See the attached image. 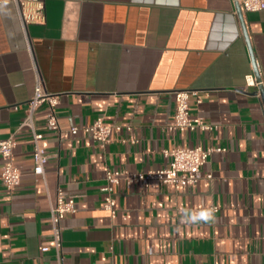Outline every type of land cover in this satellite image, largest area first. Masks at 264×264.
Segmentation results:
<instances>
[{
  "label": "crops",
  "instance_id": "crops-1",
  "mask_svg": "<svg viewBox=\"0 0 264 264\" xmlns=\"http://www.w3.org/2000/svg\"><path fill=\"white\" fill-rule=\"evenodd\" d=\"M237 3L30 0L24 22L15 0H0V140L14 136L21 171L7 191L0 155V264H57L42 247L53 242L59 189L76 204L62 220L64 264H264V9L241 8L262 81L251 86ZM38 74L60 95L59 131L45 105L35 115L51 154L44 175L34 173L33 134L23 125ZM181 89L199 92L191 114L214 129H169ZM98 119L122 126L105 147L83 129L69 133ZM176 146L226 150L179 189L122 181L116 213L104 208L108 170L165 168L163 150ZM207 207L213 221H184V211Z\"/></svg>",
  "mask_w": 264,
  "mask_h": 264
},
{
  "label": "built area",
  "instance_id": "built-area-1",
  "mask_svg": "<svg viewBox=\"0 0 264 264\" xmlns=\"http://www.w3.org/2000/svg\"><path fill=\"white\" fill-rule=\"evenodd\" d=\"M23 21H27L24 8L30 0H15ZM243 11L253 12L264 9V0H238ZM248 85H261L255 73L246 76ZM176 96V114L174 122L168 127L170 130H212L216 126L203 121L201 117L191 114L190 99L196 97L198 102L202 99L199 92L195 89H181L175 91ZM60 104V95L49 92L38 74L34 93L28 102L26 116L23 125L30 127L33 134L34 150V173L45 174L46 164L51 156L42 146L40 141L44 137L42 132L36 129L35 115L41 106L45 105L49 111L48 124L54 131H59V121L56 114V108ZM80 129L92 134L99 142L101 147H105L112 140L113 131L122 129L120 125L105 124L102 119L96 120L90 125L83 127L73 126L69 133L76 134ZM128 130L132 127L128 126ZM14 136L0 140V155L3 159L1 166V179L7 191H13L21 182V171L14 162ZM226 149L219 146H176L166 148L163 153L170 158L169 165L165 168L151 169L141 172H131L129 170H108L106 172V184L102 188L104 192V208L111 214L117 211V198L114 192V186L120 182H125L128 186L134 183H147L150 180H160L165 183L173 184L177 189L182 186L191 185L203 177L202 166L209 160L215 152H222ZM207 178H213V174L206 175ZM76 211L75 196L68 194L63 189H59L55 200L50 206V226L52 230L53 242L51 245H44L43 252L53 251L57 264H64L63 238H62V220L68 213Z\"/></svg>",
  "mask_w": 264,
  "mask_h": 264
},
{
  "label": "clouds",
  "instance_id": "clouds-1",
  "mask_svg": "<svg viewBox=\"0 0 264 264\" xmlns=\"http://www.w3.org/2000/svg\"><path fill=\"white\" fill-rule=\"evenodd\" d=\"M5 3H7V0H4ZM215 209L211 207L202 208L199 211H193V212H187L184 211L183 219L185 222L188 223H197V222H209L213 221L215 219L214 213Z\"/></svg>",
  "mask_w": 264,
  "mask_h": 264
},
{
  "label": "water",
  "instance_id": "water-1",
  "mask_svg": "<svg viewBox=\"0 0 264 264\" xmlns=\"http://www.w3.org/2000/svg\"><path fill=\"white\" fill-rule=\"evenodd\" d=\"M237 12H238V15H239V18H240V21H241V25H242V28H243V32H244V35H245V38H246V41H247V44H248V48H249V51H250L251 59H252V62H253V66H254L257 78H258L259 81H261V77L259 76V72H258V69H257L256 58H255V55H254V52H253V48L251 46V42H250V39H249V34H248L247 27H246V24H245V20H244V17H243V11H242L241 6H240L239 3H237ZM261 92H262V98H263V102H264V87L263 86H261Z\"/></svg>",
  "mask_w": 264,
  "mask_h": 264
}]
</instances>
